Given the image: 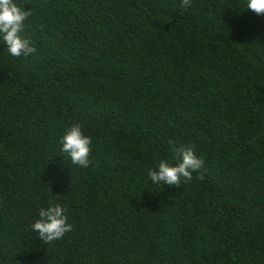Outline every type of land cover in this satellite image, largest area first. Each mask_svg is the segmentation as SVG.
I'll return each instance as SVG.
<instances>
[{"label":"trees","instance_id":"16d2710c","mask_svg":"<svg viewBox=\"0 0 264 264\" xmlns=\"http://www.w3.org/2000/svg\"><path fill=\"white\" fill-rule=\"evenodd\" d=\"M0 39V264H264V15L247 0H13ZM74 123L90 164L61 151ZM192 147L180 186L150 169ZM59 204L72 230L32 225Z\"/></svg>","mask_w":264,"mask_h":264},{"label":"clouds","instance_id":"9594fccd","mask_svg":"<svg viewBox=\"0 0 264 264\" xmlns=\"http://www.w3.org/2000/svg\"><path fill=\"white\" fill-rule=\"evenodd\" d=\"M190 4L191 0H182L181 7L186 8ZM247 9L257 15H264V0H247ZM29 15L30 11L18 7L13 0H0V39L7 46L6 51L14 57H27L36 51L30 40L20 35ZM60 143L61 151L70 157L71 164L81 168L89 166L92 140L84 135L79 123H74L65 130ZM176 152L179 162L175 166L161 160L157 168L148 171L154 184L180 186L182 178L184 183L190 182L193 179L192 173L203 167V159L195 154L192 147L178 148ZM65 211L59 204L39 210L40 218L32 225V229L39 234L38 237L44 244L56 241L72 230Z\"/></svg>","mask_w":264,"mask_h":264}]
</instances>
